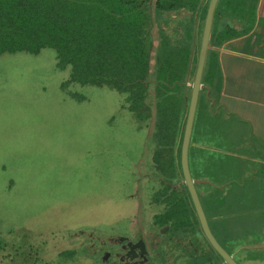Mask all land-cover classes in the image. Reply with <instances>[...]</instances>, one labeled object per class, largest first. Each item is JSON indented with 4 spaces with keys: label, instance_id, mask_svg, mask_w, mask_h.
I'll return each instance as SVG.
<instances>
[{
    "label": "rangeland",
    "instance_id": "1",
    "mask_svg": "<svg viewBox=\"0 0 264 264\" xmlns=\"http://www.w3.org/2000/svg\"><path fill=\"white\" fill-rule=\"evenodd\" d=\"M58 63L50 48L0 56V264H110L103 250L137 231L163 242L150 264L223 262L176 194L135 187L151 114L109 87L63 89L72 67Z\"/></svg>",
    "mask_w": 264,
    "mask_h": 264
},
{
    "label": "crops",
    "instance_id": "2",
    "mask_svg": "<svg viewBox=\"0 0 264 264\" xmlns=\"http://www.w3.org/2000/svg\"><path fill=\"white\" fill-rule=\"evenodd\" d=\"M210 2L136 0L113 14L120 29L106 30L112 49L136 50L135 58L128 54L129 63L137 66L135 76L126 73L127 79H136L135 90H111L124 96L131 111L136 95V111L153 119L137 126L147 146L138 162L142 180L135 187L145 189L144 193L155 188L157 195L163 194L158 201L176 194L190 232L200 239L205 236L185 184L181 158ZM189 168L218 242L238 264H264V0H218ZM159 222L157 218L160 227L163 222ZM170 222L165 220L164 225ZM153 234L159 239L157 232ZM207 243L206 254L212 249Z\"/></svg>",
    "mask_w": 264,
    "mask_h": 264
},
{
    "label": "trees",
    "instance_id": "3",
    "mask_svg": "<svg viewBox=\"0 0 264 264\" xmlns=\"http://www.w3.org/2000/svg\"><path fill=\"white\" fill-rule=\"evenodd\" d=\"M135 2L0 0V56L20 52L37 55L43 49H54L58 66L63 70L72 67L63 89L78 83L106 86L122 93L135 90L136 79L126 77V73L135 76L137 68L134 61L129 63L130 51L112 49L106 40L107 29L121 27L113 14ZM130 54L135 58L136 50ZM136 99L134 95L131 101Z\"/></svg>",
    "mask_w": 264,
    "mask_h": 264
},
{
    "label": "water",
    "instance_id": "4",
    "mask_svg": "<svg viewBox=\"0 0 264 264\" xmlns=\"http://www.w3.org/2000/svg\"><path fill=\"white\" fill-rule=\"evenodd\" d=\"M217 3H218V0H211L210 6L208 9L207 19H206V24L204 28V34H203V40H202V45H201V50H200L198 68H197L195 80L193 83L190 109H189L188 120H187V125L185 129L184 140H183V145H182L181 161H182V171H183L185 184L187 186L191 200L195 207L196 214L200 222L204 236L206 237L211 247L216 251V253L222 258V260L226 264H238L235 261L234 257L222 247V245L218 242V240L214 236L209 226L206 214L204 212L200 197L196 190L194 181L190 173V168H189V146H190V141H191V135H192L193 125H194L196 109H197L198 100H199V94L202 89L203 71H204L207 51L209 48L211 28H212V23H213V18H214ZM141 239H142V236H141ZM141 241H142L143 247L146 250V245H145L144 240L142 239ZM130 244H132V242H129V245ZM127 256L129 257V254H127ZM145 259H147V256ZM104 260H106V258H104Z\"/></svg>",
    "mask_w": 264,
    "mask_h": 264
},
{
    "label": "flooded vegetation",
    "instance_id": "5",
    "mask_svg": "<svg viewBox=\"0 0 264 264\" xmlns=\"http://www.w3.org/2000/svg\"><path fill=\"white\" fill-rule=\"evenodd\" d=\"M145 242L146 250L143 247L142 239ZM158 236L154 234H145L143 231H137L133 237H119L112 239L120 246V252H108L103 250V258L108 259L107 263L110 264H150L152 262V252L163 244L158 241ZM129 242L132 244L129 245ZM101 249H96L95 253L100 252ZM129 254V257L127 256ZM147 256V259H145Z\"/></svg>",
    "mask_w": 264,
    "mask_h": 264
}]
</instances>
